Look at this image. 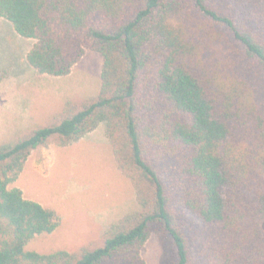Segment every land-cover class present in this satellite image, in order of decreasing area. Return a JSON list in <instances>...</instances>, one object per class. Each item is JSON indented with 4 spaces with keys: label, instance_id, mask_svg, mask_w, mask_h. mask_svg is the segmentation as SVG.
<instances>
[{
    "label": "trees",
    "instance_id": "trees-1",
    "mask_svg": "<svg viewBox=\"0 0 264 264\" xmlns=\"http://www.w3.org/2000/svg\"><path fill=\"white\" fill-rule=\"evenodd\" d=\"M0 19L39 74L103 57L96 98L0 146V264H144L153 232L174 245L162 264H264V0H0ZM101 124L140 209L97 248L27 251L58 218L9 185Z\"/></svg>",
    "mask_w": 264,
    "mask_h": 264
},
{
    "label": "rangeland",
    "instance_id": "rangeland-1",
    "mask_svg": "<svg viewBox=\"0 0 264 264\" xmlns=\"http://www.w3.org/2000/svg\"><path fill=\"white\" fill-rule=\"evenodd\" d=\"M34 43L0 19V146L13 145L17 138L50 125L55 121L52 114L60 112L59 116L69 102L60 108L64 99L81 104L96 98L101 90V54L87 50L70 76L44 75L27 63ZM50 90H59L60 95H49ZM15 103L32 116L24 129L10 117ZM86 145L66 148L51 143L34 150L18 179L9 185V189L22 190L26 199L54 211L58 218V228L36 236L27 244V251L76 253L83 247L97 248L113 224L140 209L134 186L117 164L115 167L109 146L89 145L85 149ZM173 253L172 239L153 232L141 257L144 264H162Z\"/></svg>",
    "mask_w": 264,
    "mask_h": 264
},
{
    "label": "crops",
    "instance_id": "crops-1",
    "mask_svg": "<svg viewBox=\"0 0 264 264\" xmlns=\"http://www.w3.org/2000/svg\"><path fill=\"white\" fill-rule=\"evenodd\" d=\"M71 75V74H70ZM68 75V76H70ZM59 91V90H58ZM58 91H55V90H50L48 92H50L49 95H60V93H57ZM67 101H70V100H63L61 101V107L64 106V104L67 102ZM16 105L13 104V107ZM12 108V105L11 107ZM11 115V119L16 123L18 124V126L20 125H24V126H21L22 129L28 127V123L32 121V116L31 115H28V113H26L22 108L20 107H16L15 106V109L13 110L12 109V112H10ZM60 112L56 113V114H52V117L53 119H56V117L58 116ZM54 121V120H53ZM52 121V122H53ZM48 126V125H47ZM84 142H87V144L91 145V147H93L94 145H99V144H104V145H107L109 146L110 148V153L113 154V148H112V145L110 143V140L108 139L107 137V134H106V126L105 124H101L100 126H98V128L96 130H94L93 132H91L90 134H88L87 136H85L84 138L80 139L79 141L77 142H74L68 146H65L66 148H75V146H77L76 148H81L79 145L81 143H84ZM89 145H86L84 146V148L86 149V147H89ZM62 148V147H58V148H61V149H65ZM45 149V148H44ZM37 150V149H36ZM33 152V151H32ZM110 154V155H111ZM114 160H115V157H114V154L111 155ZM116 160H115V167H116ZM122 218V217H121Z\"/></svg>",
    "mask_w": 264,
    "mask_h": 264
}]
</instances>
